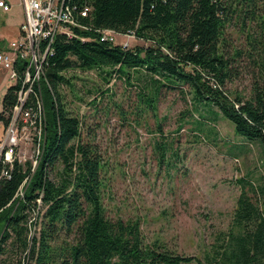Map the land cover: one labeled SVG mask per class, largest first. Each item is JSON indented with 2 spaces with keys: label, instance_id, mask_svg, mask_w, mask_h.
<instances>
[{
  "label": "trees",
  "instance_id": "1",
  "mask_svg": "<svg viewBox=\"0 0 264 264\" xmlns=\"http://www.w3.org/2000/svg\"><path fill=\"white\" fill-rule=\"evenodd\" d=\"M65 4L74 14L89 9L87 17L78 19L90 30H75L86 38L84 42L57 36L43 63L34 86L40 90L43 116L34 170L30 161L15 159L10 168L0 159V264L191 263L193 257L176 254L157 241L147 242L139 219L105 216L103 159L87 135L82 136V121L66 107L65 74L99 69L107 78L116 74L129 83L133 74L144 72L156 85L149 96L140 97L150 110L164 85L187 86L195 108H217L237 136L258 143L264 151V0H65ZM228 27L238 28L245 48L230 49ZM105 29L132 33L147 46L123 48L101 42L97 31ZM242 59L259 70H253L249 97H231L224 86L236 78ZM15 91L8 88L2 98L4 130L17 101ZM35 102L30 95L27 104L34 108ZM4 171L7 176L1 175ZM26 179L20 197L17 192ZM240 185L231 226L217 238L206 264H264V187L256 188L250 181Z\"/></svg>",
  "mask_w": 264,
  "mask_h": 264
},
{
  "label": "rangeland",
  "instance_id": "2",
  "mask_svg": "<svg viewBox=\"0 0 264 264\" xmlns=\"http://www.w3.org/2000/svg\"><path fill=\"white\" fill-rule=\"evenodd\" d=\"M9 2L8 12L0 8L3 44L18 37L24 19L21 0ZM126 40L130 48L147 46L142 40L116 38L118 43ZM227 40L230 49L245 48L237 27L227 28ZM250 64L242 59L236 78L225 84L231 97L250 96L253 70H259ZM65 75L66 107L82 121V136L87 135L103 159L105 216L139 219L147 242L193 257L188 264H206L217 238L231 226L240 182L264 187L261 146L237 136L217 108H195L187 86L164 85L150 110L140 97L149 96L156 85L144 72L133 74L129 83L116 74L107 78L99 69ZM3 78L0 70V102L6 91ZM35 134L32 129L14 133L22 162L35 159ZM4 137L5 132L1 141Z\"/></svg>",
  "mask_w": 264,
  "mask_h": 264
},
{
  "label": "built area",
  "instance_id": "3",
  "mask_svg": "<svg viewBox=\"0 0 264 264\" xmlns=\"http://www.w3.org/2000/svg\"><path fill=\"white\" fill-rule=\"evenodd\" d=\"M21 3L24 19L19 26L18 37L0 49V69L6 72L8 88L16 89L17 95L11 122L0 142V159L10 168L15 159L19 163H25L16 155L18 140L14 133L32 129L36 132L35 159L31 162L33 171L39 156V138L43 123L40 90H34V86L41 79L43 63L47 55L52 54V44L57 36L63 35L67 39L79 38L82 42L86 41V38L79 37L75 30H90L78 19L87 17L89 9L84 8L78 14H74V10L65 4V0H21ZM0 8L3 12H8L10 4L0 0ZM97 33L101 42L119 44L123 48H129L130 45L127 40L116 42L117 37L135 39L132 33L121 35L108 29L98 30ZM30 95H34L36 99L34 108L27 104ZM1 175L7 176V172L4 171ZM26 181L27 179L18 189L17 195L20 197L27 185ZM37 203L40 204V201Z\"/></svg>",
  "mask_w": 264,
  "mask_h": 264
},
{
  "label": "crops",
  "instance_id": "4",
  "mask_svg": "<svg viewBox=\"0 0 264 264\" xmlns=\"http://www.w3.org/2000/svg\"><path fill=\"white\" fill-rule=\"evenodd\" d=\"M4 1H6L8 4H10V2H9V0H4ZM11 6V5H10ZM22 21H23V19H22ZM22 21H21V23H22ZM20 23V24H21ZM19 24V25H20ZM9 42V41H8ZM7 44V43H6ZM6 44H3V43H1L0 42V49H3V48H5V46H6ZM1 70V69H0ZM1 71H3V70H1ZM4 72V83L6 84V90L8 89V84H7V82H6V72L5 71H3ZM6 92V91H5ZM5 92L3 93V95L5 94ZM3 95L1 96V102H0V111H1V109H2V98H3ZM4 132H5V130H4V128H3V126L2 125H0V141H1V139H2V137H3V135H4Z\"/></svg>",
  "mask_w": 264,
  "mask_h": 264
}]
</instances>
